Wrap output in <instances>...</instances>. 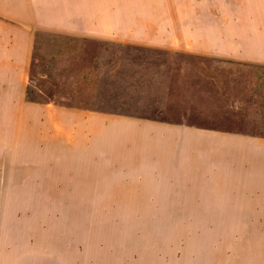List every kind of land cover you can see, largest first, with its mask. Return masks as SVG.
Here are the masks:
<instances>
[{
    "label": "rangeland",
    "instance_id": "374dc122",
    "mask_svg": "<svg viewBox=\"0 0 264 264\" xmlns=\"http://www.w3.org/2000/svg\"><path fill=\"white\" fill-rule=\"evenodd\" d=\"M247 136L264 138L260 0H0L1 262L182 264L226 244L264 264V225H239L264 211L200 209L210 187L264 191V158H216Z\"/></svg>",
    "mask_w": 264,
    "mask_h": 264
},
{
    "label": "crops",
    "instance_id": "0c3cea01",
    "mask_svg": "<svg viewBox=\"0 0 264 264\" xmlns=\"http://www.w3.org/2000/svg\"><path fill=\"white\" fill-rule=\"evenodd\" d=\"M264 3V0H260ZM262 16V14H261ZM223 143V144H222ZM221 143L222 147L218 150L216 158H223L224 162H227L229 158L232 159L234 163H237L238 158H264V138L263 137H242L239 139H226ZM224 169L228 166L224 165ZM2 190H0V244L9 239L8 230L6 227L14 225L10 219L4 217L2 213ZM203 194L202 192L200 195ZM208 196L206 198L205 204L208 206L201 207L204 210H218V211H264V191L258 187H239V186H217L210 187L207 192H204ZM247 222V223H246ZM10 223H12L10 225ZM264 225L260 222V219L243 220L239 225ZM226 225V224H225ZM233 224H227L230 226ZM5 234V235H4ZM14 248V247H13ZM220 253L224 254V257L218 259L214 258V249L211 248L207 258L201 256L194 257L193 262H186L184 259L181 260L182 264H246L239 257L229 255L233 249L229 245H222L219 247ZM218 251V250H217ZM1 258V256H0ZM253 264V262H251ZM258 263V262H257ZM0 264H10L7 262L5 257ZM247 264H249L247 262Z\"/></svg>",
    "mask_w": 264,
    "mask_h": 264
}]
</instances>
